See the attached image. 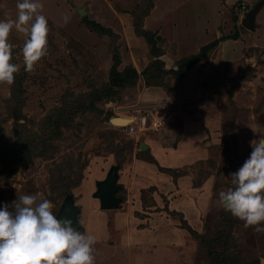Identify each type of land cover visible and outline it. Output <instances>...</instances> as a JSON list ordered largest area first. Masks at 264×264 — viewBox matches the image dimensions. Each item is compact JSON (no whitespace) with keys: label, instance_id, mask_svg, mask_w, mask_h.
Here are the masks:
<instances>
[{"label":"rangeland","instance_id":"374dc122","mask_svg":"<svg viewBox=\"0 0 264 264\" xmlns=\"http://www.w3.org/2000/svg\"><path fill=\"white\" fill-rule=\"evenodd\" d=\"M262 1L39 0L47 44L31 70L24 34L8 35L19 70L0 82V204L39 192L55 215L69 195L86 208L79 220L101 211L100 237L90 223L79 229L95 237L94 264H264V232L219 203L228 173L264 137V5L253 30L241 25ZM16 5L0 0V20L15 19ZM217 40L190 68L162 76ZM113 66L134 67L137 83L112 87ZM118 115L134 121L114 124ZM141 162L161 180L135 184ZM112 166L122 201L102 210L91 194Z\"/></svg>","mask_w":264,"mask_h":264},{"label":"clouds","instance_id":"9594fccd","mask_svg":"<svg viewBox=\"0 0 264 264\" xmlns=\"http://www.w3.org/2000/svg\"><path fill=\"white\" fill-rule=\"evenodd\" d=\"M15 19L0 20V82L11 84L19 66L11 62L8 42L15 27L24 34L21 49L26 70L46 51L47 19L39 0H17ZM250 142L252 151L242 165L229 172L231 187L219 193L224 210L264 232V137ZM40 193L18 195L0 204V264H94L95 237L78 230L73 219L55 215L52 203Z\"/></svg>","mask_w":264,"mask_h":264},{"label":"water","instance_id":"95a60500","mask_svg":"<svg viewBox=\"0 0 264 264\" xmlns=\"http://www.w3.org/2000/svg\"><path fill=\"white\" fill-rule=\"evenodd\" d=\"M264 5V0L258 3L255 7H253L249 12H247L242 19L241 25L245 28L253 30L255 26V16L260 10L261 6ZM83 9H81L82 13ZM85 13V12H83ZM115 119V118H114ZM113 120V119H112ZM117 168L113 167L108 170V174L103 181L96 183V190L93 194V197L98 199L100 208L102 210H112L118 207L120 199L116 196V192L118 190L117 181ZM80 208L74 204V199L72 196H67L65 201L63 202L58 216H68L73 219L74 224H76L78 230L80 228L79 220L77 219V215L79 214Z\"/></svg>","mask_w":264,"mask_h":264},{"label":"trees","instance_id":"16d2710c","mask_svg":"<svg viewBox=\"0 0 264 264\" xmlns=\"http://www.w3.org/2000/svg\"><path fill=\"white\" fill-rule=\"evenodd\" d=\"M153 4H150V7H149V10H148V13H150L152 10H153ZM148 15V14H147ZM147 15H145L144 17H146ZM87 26H89V28L91 30H93V32H96L97 34H104L105 32H108L107 30H105L103 28L102 25H99L97 22H94V21H86L85 22ZM142 25H143V22H142ZM140 37V36H138ZM232 39H237V35H234L233 37H231ZM229 38V39H231ZM228 39V38H226ZM224 39V40H226ZM219 43V40L217 41H213L210 43V45H206V46H202L201 50H200V53H198L197 55H195L194 57H190V58H186V59H182V61L180 62L177 70H170V72H166V71H161L162 73V76H166L168 73L169 74H175L177 72H182L188 68H190L193 64H195L196 62H198V59L200 57H203L206 52L212 48L213 46H216L217 44ZM153 48V47H151ZM154 49V48H153ZM157 48H155L154 50H152L153 54L155 55V57H159L160 55L159 54V51L158 49L156 50ZM155 52V53H154ZM169 71V70H168ZM141 75L144 77L146 75V69L143 70V73H141ZM138 72L137 70L134 68V67H130L126 70H123L121 72H119L114 66L111 68V72H110V85L114 88H117V89H121L125 86H129L131 85L132 83H134V85L137 83V80H138ZM146 85L147 87H153L154 85L151 84V82H149L148 80H146ZM133 85V86H134ZM154 87H157V86H154ZM71 196V195H70Z\"/></svg>","mask_w":264,"mask_h":264},{"label":"crops","instance_id":"0c3cea01","mask_svg":"<svg viewBox=\"0 0 264 264\" xmlns=\"http://www.w3.org/2000/svg\"><path fill=\"white\" fill-rule=\"evenodd\" d=\"M85 11H86V9H85ZM259 12V11H258ZM258 14V13H257ZM257 14H256V16H257ZM256 16H255V18H256ZM164 162L166 163L167 162V160L165 161L164 160ZM140 164V166L137 168V170L135 171L136 172V174L138 175V176H140V177H135V184H137V185H145V184H149V181L151 182V178L153 177L154 179L155 178H157V179H160L159 177L160 176H162L163 174H160V176L159 177H157L156 176V174H155V172L153 171L154 169L152 168V166H150L149 168H148V166H146V164L145 163H143V162H141V163H139ZM114 166H112V168H113ZM115 167H117V166H115ZM118 168H117V170H116V172H117V181H116V184L118 185V190H120V189H124V188H122L123 187V185L120 183L119 184V177H120V173L118 172ZM107 174H108V172L106 173V176H107ZM106 176H105V178H106ZM156 176V177H155ZM164 176H165V179H168L167 178V176L164 174ZM104 178V179H105ZM102 179V178H101ZM99 179V180H96L95 182H94V186H93V189L95 190V186H96V183L97 182H100V181H103L104 179ZM148 182H147V181ZM161 180V179H160ZM168 182V181H167ZM172 183V184H171ZM168 184H170V186H172V187H174V181L172 182V181H169V183ZM80 185H81V183H80ZM171 187V188H172ZM94 190H93V192H92V194H91V196H92V201H95V206L96 207H99L100 208V204H99V201L96 199V198H94L93 197V194H94ZM118 190H117V192H116V196L118 197V195H117V193H118ZM119 199H120V202H119V204L121 203V201H122V199L120 198V197H118ZM94 199V200H93ZM90 201H91V199H90ZM119 204H118V206H119ZM76 205V204H75ZM79 208H80V211H79V214L77 215V219L79 220V218H78V216H82L83 217V215H82V213H84V210H86V208L84 209V207H82L83 205H77ZM118 208V207H117ZM96 211H98V210H96ZM96 213V212H95ZM101 214L102 215V212L100 211V212H98V214ZM98 214H95V216L97 215L98 217H100ZM95 216H92L91 217V219L90 220H88V219H86V221H84L83 222V220L82 219H80L79 220V223H80V230L82 229V232L83 231H87V227H88V223H90L91 225L89 226V228H91L92 230H93V233L96 235V237L98 236V237H100L99 236V234H98V230H97V220L98 219H96V217ZM158 220H161V219H158ZM158 220H157V222H158ZM156 221V220H155ZM93 222H95V225L93 224ZM98 224H99V222H98ZM95 226V227H94ZM82 227V228H81ZM79 230V231H80ZM123 247V246H122Z\"/></svg>","mask_w":264,"mask_h":264},{"label":"bare ground","instance_id":"6f19581e","mask_svg":"<svg viewBox=\"0 0 264 264\" xmlns=\"http://www.w3.org/2000/svg\"><path fill=\"white\" fill-rule=\"evenodd\" d=\"M85 12V11H83ZM133 117H129V116H125V115H118V117H116L115 119H113V123L114 124H121V125H128L130 123H132L134 120Z\"/></svg>","mask_w":264,"mask_h":264},{"label":"built area","instance_id":"2783aa9c","mask_svg":"<svg viewBox=\"0 0 264 264\" xmlns=\"http://www.w3.org/2000/svg\"><path fill=\"white\" fill-rule=\"evenodd\" d=\"M246 8V6L245 5H242V10H244ZM153 123H152V126L153 127H155V128H157V127H159L160 126V123L158 122V120H156L155 122L154 121H152ZM132 128V127H131Z\"/></svg>","mask_w":264,"mask_h":264}]
</instances>
